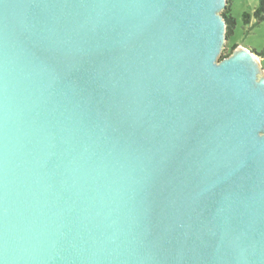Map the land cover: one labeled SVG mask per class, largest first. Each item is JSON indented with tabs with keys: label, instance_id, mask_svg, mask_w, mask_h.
I'll return each mask as SVG.
<instances>
[{
	"label": "water",
	"instance_id": "1",
	"mask_svg": "<svg viewBox=\"0 0 264 264\" xmlns=\"http://www.w3.org/2000/svg\"><path fill=\"white\" fill-rule=\"evenodd\" d=\"M229 0H0V264H264V68Z\"/></svg>",
	"mask_w": 264,
	"mask_h": 264
},
{
	"label": "rangeland",
	"instance_id": "2",
	"mask_svg": "<svg viewBox=\"0 0 264 264\" xmlns=\"http://www.w3.org/2000/svg\"><path fill=\"white\" fill-rule=\"evenodd\" d=\"M259 4L260 0H231L229 9L223 10L227 15L231 13L236 20L235 31L231 36H227L223 55L230 53L234 45L249 47L256 52L264 48V19L261 20L255 15ZM245 12L251 14L248 22L244 18ZM261 64L264 68V57L261 58Z\"/></svg>",
	"mask_w": 264,
	"mask_h": 264
},
{
	"label": "trees",
	"instance_id": "3",
	"mask_svg": "<svg viewBox=\"0 0 264 264\" xmlns=\"http://www.w3.org/2000/svg\"><path fill=\"white\" fill-rule=\"evenodd\" d=\"M228 2H229V4H228V6H227L226 9H229V7H230V3H231V0H229ZM222 13H223V15L225 16L226 21H227V31H228V32H227V36H231V35H232V32L235 31L236 20H235V18L231 15V13H228V15L226 14L225 11H223ZM255 15H256L257 18H259V19H261V20L264 19V0H260V4H259V6L257 7V9H256V11H255ZM244 18H245V21H246V22L250 21V19H251V14L248 13V12H245V13H244ZM234 47H235V45H234ZM234 47H233V48H234ZM233 48H232V49H233ZM254 51H256V50H254ZM231 52H232V51H231ZM231 52H230V53H231ZM230 53H227V54H225V55H229ZM257 54H259L260 56L264 57V48H263L261 51H259V52L257 51ZM222 57H224V55H222Z\"/></svg>",
	"mask_w": 264,
	"mask_h": 264
}]
</instances>
